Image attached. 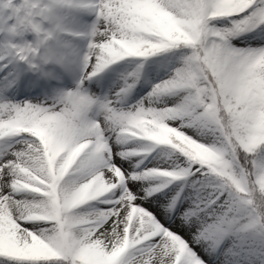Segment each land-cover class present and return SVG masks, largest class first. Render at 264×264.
<instances>
[{
	"label": "snow or ice",
	"instance_id": "snow-or-ice-1",
	"mask_svg": "<svg viewBox=\"0 0 264 264\" xmlns=\"http://www.w3.org/2000/svg\"><path fill=\"white\" fill-rule=\"evenodd\" d=\"M0 264H264V0H0Z\"/></svg>",
	"mask_w": 264,
	"mask_h": 264
},
{
	"label": "rangeland",
	"instance_id": "rangeland-1",
	"mask_svg": "<svg viewBox=\"0 0 264 264\" xmlns=\"http://www.w3.org/2000/svg\"><path fill=\"white\" fill-rule=\"evenodd\" d=\"M177 231H181V234L185 236L186 239H188L189 243H192L191 236L184 230L176 229ZM195 246V245H193ZM197 251H201L199 248L196 249ZM203 254V253H201Z\"/></svg>",
	"mask_w": 264,
	"mask_h": 264
}]
</instances>
